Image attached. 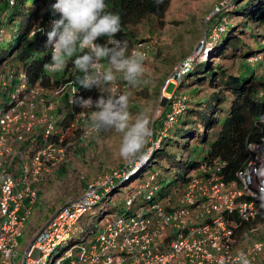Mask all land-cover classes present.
Segmentation results:
<instances>
[{"label": "built area", "instance_id": "2783aa9c", "mask_svg": "<svg viewBox=\"0 0 264 264\" xmlns=\"http://www.w3.org/2000/svg\"><path fill=\"white\" fill-rule=\"evenodd\" d=\"M137 47L146 54L149 51L148 45L140 42L129 54ZM197 59H186L173 80L181 83L191 65L199 61ZM258 59H261L260 74L264 75V58ZM64 88V85L55 88L54 93L61 91L62 95ZM52 89L38 84L30 87L23 71L0 76V264H234L240 251L251 264H264V221L251 228L241 244L235 237L239 225L253 221L264 207V140L249 144V157L234 181H223L218 165L204 167L193 174L184 185L175 208L167 209L160 202L140 206L139 196L142 203L155 192L156 174H152L143 184L138 182L137 191L130 192L122 213H110L104 218L93 240L88 237L60 251L79 219L99 200L97 190H91L78 200H65L20 246L19 238L37 203L38 185L45 182L67 156L62 144L68 131L62 127L63 117L53 115L58 104L53 102L46 106L39 116L34 112L38 90ZM110 90L115 92L112 87ZM28 96L33 99L25 103ZM180 96L183 98L177 99L182 104L176 110L169 107L171 111L165 120L169 125L165 128L173 125L187 108V100ZM22 103L26 104L31 117L30 126L25 130L28 135L24 131L10 130L12 114ZM85 112L87 110L82 109V113ZM84 116H77L70 128L75 130ZM88 134L86 131L83 134L86 140ZM144 162L145 158L140 160L134 176ZM133 175H127L121 183L131 180ZM139 208H144V212L137 213Z\"/></svg>", "mask_w": 264, "mask_h": 264}, {"label": "trees", "instance_id": "16d2710c", "mask_svg": "<svg viewBox=\"0 0 264 264\" xmlns=\"http://www.w3.org/2000/svg\"><path fill=\"white\" fill-rule=\"evenodd\" d=\"M229 1L232 2L231 4L235 2V0ZM54 2L55 0H0L2 43L8 36V28L17 33L7 46H2L1 43L0 76H4L9 72L16 75V72L23 71L27 76L30 87L36 84L43 88H61L63 85L65 86L62 95L58 98V105L53 115L59 117V119L63 117L62 127L68 131L62 144L65 146L67 158L71 148L82 149L83 141L86 142L83 134L90 127L89 118L85 115L79 120L81 123L77 128L78 130L74 131L70 128V124L74 122V119L82 114V108L77 106L75 100L79 96L85 98L92 96L95 99L99 93L95 89L88 91L81 87L79 80L82 79L84 73L76 70L71 63L68 66L67 77L63 81L51 78L44 70V64L50 62L51 49L45 48L46 36L41 28L45 31L48 30L49 21L53 18L50 6ZM105 2L107 4L106 11L120 15L121 32L115 38L128 41V53L134 45L144 41V39H138L137 26L149 19H154L158 21L159 25H163L170 3L169 0H105ZM237 9L238 16L243 18L245 23H241L242 26L239 28H234L230 25L229 16L225 17L224 30L219 34L216 41L219 46L221 45L220 50L216 52L217 58L219 56L227 57L228 50H230V57L238 59L249 40L253 37L259 42H264V34L254 35L251 31L253 26L264 28V0H247ZM26 14H28V17ZM25 15L27 18L21 24L19 17ZM227 30L225 40L219 43L220 36ZM107 39L108 37H102L98 42L106 43ZM216 48L213 46L212 54ZM260 56L264 58V49L260 52H251L242 58L247 60ZM104 62L107 63L106 60ZM204 63H206L205 67L200 71L201 78L197 81L198 92H200L199 87L201 85H206L207 88L211 89L213 98L208 96L209 99H205L201 103L192 101L177 91L176 94L183 95L187 100V108L176 119V122L168 128H165L164 123L166 115L171 109L166 108L164 110L160 120L154 122V126L159 129V132L161 130L165 133L157 142L159 136L156 132L153 140L157 146H153L150 156H147L146 152L148 150H145V162L141 169L131 180L120 183L118 187L114 188L110 195L105 194L104 189L99 190V200L88 212L93 219L87 231H83L82 236L76 239L71 238V231L68 239L61 244L60 251L73 244L85 241L95 233L104 218L108 214L114 213L107 205L110 203L111 197L120 195V192L125 191V188L130 187L131 184L140 183L152 167L161 165L166 161H172L175 149L181 148V155L176 163L178 166L176 175L168 185L160 188V190L154 181L153 187H156V189L153 196L140 203V206L147 207L149 204L165 201L167 204L165 206L168 209V205L174 202L177 192L183 189L190 179V175L202 170L204 167L218 165L220 167L219 175L223 181L231 182L236 179L237 172L249 157V144L260 143L264 140V93L259 91L264 83V75L260 74V70H258L259 77L257 76V70H254L250 77L243 78L241 75L227 72L219 64H212V60H206L195 65ZM195 65L183 80L191 79ZM68 83L70 84L68 85ZM124 84H127V82L124 81ZM182 85L183 83L178 88H181ZM71 89L74 90L73 93ZM197 98L199 99V96ZM69 99L71 103H69ZM226 102L228 108L224 109ZM178 122H181V128L175 129L174 126ZM213 130L217 131L216 138L204 159L202 161L197 158L191 160L188 156L193 148L189 144L190 141L187 143L188 140L191 139L195 146L199 143L203 144ZM39 138L40 134L37 135V142ZM70 141L72 143L67 146ZM187 152L189 153L188 156L184 157ZM64 162L57 167L60 172L63 171ZM153 174H156V177L160 176L159 171ZM115 182L117 183V181ZM130 192H126L124 200ZM138 198L142 199V196ZM263 221L264 207L253 221L243 222L239 225L235 232L237 243L244 242L249 230Z\"/></svg>", "mask_w": 264, "mask_h": 264}, {"label": "rangeland", "instance_id": "374dc122", "mask_svg": "<svg viewBox=\"0 0 264 264\" xmlns=\"http://www.w3.org/2000/svg\"><path fill=\"white\" fill-rule=\"evenodd\" d=\"M169 2L163 25H159L158 21L154 19H149L142 22V24L136 28L138 39H144L141 43H145L149 47L147 59L144 62L145 72L141 78V82L136 85L124 84L123 74L117 73V79L105 89L100 90V94H111L112 96H119L127 93L129 95V111L133 120H135L136 116L141 112L148 116L149 126L153 131V135L143 149L144 156L148 153L147 156H150L153 146H157L153 140L156 132H158L157 134L159 136L157 137V142L160 141L161 136L165 133L161 130L159 132V129L154 126V122L160 120L166 108L168 109L171 107L176 110L180 104H182L179 100L183 97H179V94L176 96L177 91L187 96L190 100L201 103L205 99L208 100V96L213 98L211 89L207 88L206 85H201L199 87L200 92H198L197 81L201 78L200 71L204 69L206 63L200 65L195 64L205 62L206 60H212V64H219L227 72L241 75L243 78L250 77L254 70H257V76L260 77L258 70H260L259 61L261 59L257 60L259 57H253L247 60L242 58L251 52H260L264 49V42H259L255 37L249 40L246 48L238 59H232L230 57V50H228L227 57H216V52L220 50L221 46H219L216 41L219 38V34L224 30L223 27L226 23L225 17L229 16L228 19H230L231 27L239 28L242 26L241 23L245 20L238 16L239 14H237L238 11L236 10H238L237 8L240 7V5L247 2V0H235L233 4H231L232 2L229 0H169ZM226 4L227 6H225ZM222 5H224V8ZM26 15L28 17V14ZM26 15L19 17V22L21 24H23L25 18H27ZM1 18L0 16V19ZM228 30L220 36L219 43L225 40ZM251 31L254 35L264 34V28H258V26H253ZM7 34L8 36L2 43V32H0V46L1 43L2 46H7L11 43L17 33L8 28ZM213 46L217 48L212 54ZM188 58L190 60L198 58L197 60H199L191 65V68L195 65L191 79L189 80L188 78V80H183L181 83L177 80H173V75H176L180 70L178 67ZM102 63L107 66V63L104 61H102ZM256 65L259 66L257 67ZM68 72L69 70L67 68L63 73L47 74L55 80L63 81L66 79ZM182 83V87L178 88ZM111 87L114 89V93L111 92ZM261 87L259 91L264 93V83ZM55 90V88H53L52 91L38 90V100L34 99V103L37 104L36 108H34V112L38 116L41 114V110L46 106L53 104V102L58 104L61 91H58L56 94L54 93ZM198 96L199 99L197 98ZM203 97L205 98L203 99ZM25 99V103H27L32 100L33 97L28 96ZM227 102L224 104V109L228 108ZM25 103L15 108L12 114L14 120L11 123L10 130H13V132L24 131V133L28 135L29 132L25 130L30 126L28 122L31 117L26 111L27 107ZM40 123L42 124V121ZM80 123L81 121L78 122L74 131L78 130L77 128ZM168 125V122L165 123V126ZM174 127L175 129L181 128V122L176 123ZM89 129L90 127L85 130L86 134L89 133V137L86 142L83 141L84 144L82 149L71 148L69 156L64 162L63 171L60 172V170L56 168L50 173L45 182L38 185L37 203L27 219L22 236L19 238L20 246L24 244L27 237L29 238L37 229L41 228L55 212H57L65 200H78L80 196L91 190L99 191L100 189H104V187L107 189H105V191H107L105 194L110 195L114 188L118 187L122 181H125L129 175H133L135 172L136 166L140 160L128 164L119 155V148L123 139L122 133H117L114 130L101 132L91 131L90 133ZM35 130H32V133H35ZM216 133V130L211 131L207 141L203 144L199 143L197 146L191 142V139L188 140L187 143L190 141L189 144H191L193 150L190 154L188 153L189 151L185 155L183 154L184 157H187L189 154L188 157L191 160L197 158L199 161H202L216 138ZM189 144H187L188 147H190ZM145 150H148L146 154ZM180 150L181 148L174 150L172 161H166L148 170L145 177L141 179L142 181H140L139 185L143 184L151 174L158 171L160 172V176L156 177L155 182L159 190L168 185L178 171L176 163L181 155ZM197 173L198 172L193 174ZM193 174H191L190 177H192ZM115 181H117V183ZM139 185L138 183H135V185L131 184L130 187L125 188V191H121L120 195H113L110 203L107 204L108 207L112 209L116 215L122 213L124 211V197L126 192L137 191ZM181 192L182 190L177 192L174 202L168 205L169 208H175L177 206V199ZM138 202L139 204L141 203L140 198H138ZM160 204L167 205L165 201L160 202ZM141 212H144V208L137 209V213ZM92 219L93 217L90 213L83 215L76 226L71 230V238L76 239L82 236L83 231H87L90 226ZM102 225L103 222L100 223L99 227ZM97 234L98 230L90 235L88 239L93 240Z\"/></svg>", "mask_w": 264, "mask_h": 264}, {"label": "clouds", "instance_id": "9594fccd", "mask_svg": "<svg viewBox=\"0 0 264 264\" xmlns=\"http://www.w3.org/2000/svg\"><path fill=\"white\" fill-rule=\"evenodd\" d=\"M53 18L45 31V48L51 49L50 62L44 70L51 74L63 73L71 63L84 73L79 84L85 90H97L99 95L79 96L78 107L90 110L82 113L89 118L90 131H112L123 134L119 148L120 157L128 164L143 160V149L153 135L148 116L141 112L132 119L127 93L112 96L100 94L122 73L129 85L141 82L147 54L139 47L128 54V41L116 39L121 32V18L117 13L106 11L105 0H55L51 4ZM58 16V18H56ZM108 37L106 43H100ZM107 61L105 66L102 61ZM234 264H251L240 251Z\"/></svg>", "mask_w": 264, "mask_h": 264}, {"label": "crops", "instance_id": "0c3cea01", "mask_svg": "<svg viewBox=\"0 0 264 264\" xmlns=\"http://www.w3.org/2000/svg\"><path fill=\"white\" fill-rule=\"evenodd\" d=\"M25 229V228H24Z\"/></svg>", "mask_w": 264, "mask_h": 264}]
</instances>
